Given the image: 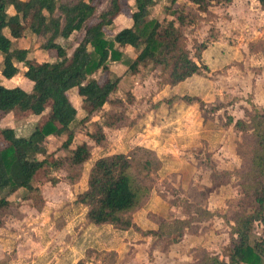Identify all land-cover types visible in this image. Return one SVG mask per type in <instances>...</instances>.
<instances>
[{
  "label": "trees",
  "instance_id": "trees-1",
  "mask_svg": "<svg viewBox=\"0 0 264 264\" xmlns=\"http://www.w3.org/2000/svg\"><path fill=\"white\" fill-rule=\"evenodd\" d=\"M177 1L171 0L170 5L164 6V13L172 18L160 20L151 16L156 0H134V7L130 8L132 26L109 34L105 28L112 25L114 18L123 11V0H110L109 8L101 12L96 0H0V53L4 56L1 74L8 79L14 77L20 71L17 63L22 62L27 68L25 77L33 81L32 90L27 91L19 86L5 88L0 79V112L13 111L17 118L29 112L41 115L50 101L45 120L29 136H18L12 127L0 128V142H5L4 146L0 144V227L8 215L14 213L17 204H13L8 196L19 190L28 192L23 199L31 200L39 209L43 207L42 191L35 183L40 170L45 167L50 170L66 168L68 175L65 179L74 184L92 159L93 145L87 141L63 157H55L56 150L49 147L50 135L65 134L63 148H69L73 142L71 126L76 121L77 109L68 96L71 88H78L84 106L89 108L88 115H91L107 102L118 100L112 95L118 89L120 78L112 75L109 62H122L134 75L141 67H157L167 72L166 82L171 85L201 73V65L185 42L184 28L192 23V13ZM184 1L207 7L233 0ZM257 1L264 9V0ZM11 6L15 9L12 15L7 12ZM6 27L15 38L23 37L25 30H30L42 49L55 51L56 60L38 62L29 59L26 49L14 48L4 34ZM75 34H81V38L69 53L72 45L68 40ZM126 45L138 50L135 59L125 56L119 47ZM197 57L199 59L201 55ZM177 97L164 98L157 105L171 104ZM187 97L193 100V97L184 96ZM253 111L249 120L234 122L235 129L252 135L254 147L248 167L242 172L241 206L230 219L233 223L228 258L207 254L198 264H264V236L253 238L255 224L264 227V110L253 104ZM107 124L122 127L132 121L122 111L110 115ZM95 127L89 136L95 142L94 146L105 148L107 139L103 128ZM162 167L163 160L156 151L141 145L134 146L127 153L100 156L93 161L88 172L87 189L77 194L76 203L87 206V220L93 224H112L119 229L135 227L133 215L151 199L153 177ZM191 183L190 177L187 182L183 180L181 191L186 193ZM183 195L180 201L190 205L191 209L194 207L200 214L173 221H167L164 214H151L158 226L156 230L144 233L158 239L171 237L170 241L176 243L182 239L184 229L214 215L209 208L191 206ZM189 212L194 214L192 210Z\"/></svg>",
  "mask_w": 264,
  "mask_h": 264
},
{
  "label": "rangeland",
  "instance_id": "rangeland-1",
  "mask_svg": "<svg viewBox=\"0 0 264 264\" xmlns=\"http://www.w3.org/2000/svg\"><path fill=\"white\" fill-rule=\"evenodd\" d=\"M235 1L234 4L232 1L231 4L212 3L207 7L184 0L177 1L179 5H186L192 13L190 18L192 23L184 28L185 42L191 55L197 59L204 51L208 53L207 65L203 60L197 59L202 67L201 73L206 75L204 90L201 93L203 100L199 97H193V101L187 100L185 110L184 106L179 107L182 110L180 113L175 112L172 105H169L167 109L164 107L161 111H154L153 115L150 110L151 101L157 96L160 98L164 88L163 82L168 80L167 72L156 67L158 72L152 70L147 72L144 76V87L133 91L134 95L128 96L126 102L121 105L133 118H142L143 114L147 116L143 119L149 135L139 134L131 143L135 145L147 142L165 161L163 168L153 177V186L156 190H164L165 192L160 194L171 207L173 206L171 209L173 213L168 216L167 221L189 218L198 213L194 207L191 209L190 205L180 201L183 194L191 206L209 208L214 213L209 219H201L184 229L182 239L176 243L170 241L171 237L170 239L153 237L152 247L149 245L147 250L140 251L139 257L144 258L146 264H198L207 254L228 258L230 226L233 223L230 219L233 212L241 206L242 172L248 167L254 147L252 135L235 129L234 122L238 119L249 120L254 113L253 104L264 110V9L256 0ZM95 3L100 12L110 6V0H96ZM170 4L171 0H156L151 16L160 20L172 18L171 15L167 16L164 13V6ZM131 7H134V0H123L122 14L130 18ZM122 27L120 24L114 31L108 33L114 34ZM34 38L35 40L29 43L30 49L35 51L41 49V46L38 38L36 36ZM80 38L81 34H75L68 41L73 46ZM214 48L225 49V55L218 61L211 56L210 51ZM199 80L200 77H196L193 84ZM8 82L9 80L4 79L5 88L8 87ZM219 106L220 109H215ZM84 109L87 113L84 128L94 129L92 116L90 117L87 112L89 108L84 106ZM49 111L50 101L47 103L46 114ZM29 113L35 118L40 116ZM24 117L26 114L21 118ZM174 118L178 120L174 122ZM159 119L162 122L155 128L154 120ZM126 133L124 129L108 130L109 145L106 151L110 153L126 151L122 142ZM70 151L71 148L61 146L54 152L55 157H63ZM93 153L94 156H98L103 151L95 147ZM179 157L188 160L189 168L185 169V172L178 169V165L173 162L174 158ZM88 168L89 165H86L82 169L78 179L81 184L85 183L81 178ZM169 172L173 174L165 176V173ZM189 172L192 176L190 178L192 185L187 187L185 193L181 191L179 183L180 180L185 182L189 180ZM67 175L66 168L50 170L45 167L38 172L35 183L40 184L48 196L59 195L68 198L71 192H74V186L65 179ZM20 194L26 196L28 192L22 190ZM29 202L33 205L31 200ZM25 209L31 207L25 205L23 211ZM14 210L17 212V207H14ZM190 210L194 214H191ZM261 236H264V227L256 223L253 238ZM7 252L0 246L1 264H7L5 261L9 256ZM101 255L105 264H112L115 260L113 253L104 252Z\"/></svg>",
  "mask_w": 264,
  "mask_h": 264
},
{
  "label": "crops",
  "instance_id": "crops-1",
  "mask_svg": "<svg viewBox=\"0 0 264 264\" xmlns=\"http://www.w3.org/2000/svg\"><path fill=\"white\" fill-rule=\"evenodd\" d=\"M234 1H232L233 4ZM104 10L106 9H103L102 11ZM7 12L10 15L15 14V9L11 6L8 8ZM132 23V18L124 16L121 12L114 18L112 25L107 26L105 30L106 32L114 31L116 26L120 24L123 25L122 28L130 27L132 26ZM4 34L12 41L15 49H26L28 51L29 59H35L38 62H53L56 60L57 55L53 50L46 51L41 48L34 51L33 49H30L31 45L29 42L35 40V35L30 30H25L23 37L15 38L11 35L10 29L6 27L4 29ZM74 46H76V43L71 48V52ZM119 47L124 52L125 56L132 59L136 58L138 50L128 45ZM213 50L210 52L212 53L211 56L215 57V61H218L225 55L224 48L218 50H215L214 48ZM3 59L4 56L0 53V79L2 84L4 85V79H7L9 80L7 88L19 86L27 91H31L33 88V81L25 77L24 72L27 68L24 63H17L20 68L19 73L8 79L1 74ZM200 59L204 61L205 65H207L209 63L208 53L204 51L201 54V58L198 60ZM198 60L196 59L199 63ZM108 66L112 75L120 78L118 89L112 95L113 99L118 100L116 102H107L101 110L90 115V117L92 116V123L95 124L94 126L97 125L103 128L107 139V146L105 148L96 145L94 146L95 142L89 136V133L92 132L91 127L84 128L86 125L84 118L87 116L84 109V101L79 95L78 88H71L68 91V96L77 109V118L75 123L71 126L74 130V139L69 148L73 150L82 142L87 141L89 144L93 145V149L97 147L101 152L103 151V153L94 156L92 150L93 157L86 164L89 165V168L85 170L81 178L85 183L83 182V184H81V182H76L71 184L74 186V192H71V195L68 196V198L59 195L48 196L40 184H36L40 187L44 199V205L40 209L32 205L29 202V199L22 198L23 194H20L22 193V190L8 196V199L13 202V204L17 202V204H15L17 212L14 210V213L8 215L5 224L3 227H0V246L4 248L6 252L8 251L7 253L9 255L5 259L7 264H105V260L101 255V253L104 252L113 253L115 255V260L112 264H146L144 258L142 259L139 257L140 251L147 250L149 245L151 248L154 238L152 235L145 234L144 232L156 230L158 226L157 222L150 217L151 214H157L160 216H163L164 214L165 217H168L173 213L171 210L173 206L171 207L169 202L160 194V192L164 193L165 191L159 189L156 190L154 187L149 202L133 215V223L135 224V227L133 226L129 229H119L112 224H93L87 220V206L76 203L77 194L87 189L88 172L93 161L98 157L113 153H127L131 148L137 145L149 147L155 150L158 154L157 150L148 145L147 142H141L135 145L131 143V141L139 134L149 135L150 132L146 129L143 119L144 117L147 118V116L143 114L142 118H133L129 115L128 110L125 111V107H121V105L126 102L128 96L134 95L133 91H137L140 87H144L143 82L145 74L150 70L158 72V69H154L151 65H148V67H141L140 72L134 75L130 72L129 67L122 62H109ZM196 77H200V80L193 84ZM205 78V74L199 73L193 78L176 85L163 82L164 88L161 92V96H159L160 98L157 96L152 100L153 103L151 101L150 104V110L153 112V115H155L154 111H161L164 107L167 109L170 107L169 105H172L175 112H182L179 107L184 106L185 110L188 105L187 100H189V97L184 98V96L190 95L191 97H199L203 100L201 93H203L204 90L203 86L205 85ZM176 95H178V97L173 99L171 104L166 103V105H157L159 100H164V98ZM122 111L125 112L126 116L132 121V124L122 127H118L117 125L109 126L107 124L109 116ZM45 114L46 111L35 118V116H30V113H26V117L17 118L13 111L7 113L0 112V128L12 127L18 136L27 137L33 132L37 125L43 123L45 120ZM176 116L178 117V115ZM177 120L178 118H174L173 121L176 122ZM101 121L104 123H100ZM161 122L160 119L157 121L154 120V127L156 128L158 123L161 124ZM114 129H124L127 131L122 139L126 151L111 153L106 151L108 150L109 145L108 130L112 131ZM65 138V134L58 137L50 135L48 137L50 150L59 149ZM0 144L4 146L5 142L1 141ZM173 162L178 165V169L183 172H185V169L189 168L187 165L188 160H186L185 157H179L178 159L174 158ZM164 164L165 161L163 160V166ZM190 172L189 177L191 178L192 176L190 175ZM172 174V172L165 173V176ZM181 183L182 181L180 180L179 185H181ZM77 184H80L81 186L78 187ZM24 203L25 205L30 206L31 209H25L23 211V207L25 206ZM33 207L35 209L32 210Z\"/></svg>",
  "mask_w": 264,
  "mask_h": 264
}]
</instances>
